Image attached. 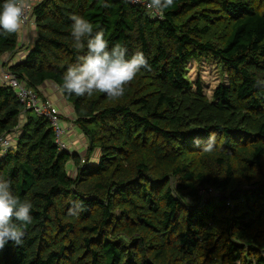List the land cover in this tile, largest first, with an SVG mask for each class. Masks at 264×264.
Here are the masks:
<instances>
[{
	"label": "trees",
	"instance_id": "trees-1",
	"mask_svg": "<svg viewBox=\"0 0 264 264\" xmlns=\"http://www.w3.org/2000/svg\"><path fill=\"white\" fill-rule=\"evenodd\" d=\"M161 12L127 0L35 4L33 47L0 73L41 99L86 51L74 47L73 15L127 58L143 52L150 70L115 100L61 91L88 139L83 154L60 150L49 121L0 83V138L20 131L0 178L33 205L21 245L0 249V264H264V0H174ZM18 41L0 35V57ZM202 60L224 77L212 98L187 77Z\"/></svg>",
	"mask_w": 264,
	"mask_h": 264
},
{
	"label": "clouds",
	"instance_id": "clouds-1",
	"mask_svg": "<svg viewBox=\"0 0 264 264\" xmlns=\"http://www.w3.org/2000/svg\"><path fill=\"white\" fill-rule=\"evenodd\" d=\"M129 3H140L141 0H127ZM174 0H148L147 7L159 14L163 9L172 6ZM105 7L108 5L105 4ZM26 0H3L0 5V35L19 33L25 22ZM71 35L77 50L85 49L77 57L76 63L70 65L63 77L61 91L69 95L91 96L94 92L105 94L110 100L125 95L129 85L141 71L150 70L144 53L135 52L127 58V48L119 43L109 47L102 30L95 31L92 23L82 16L73 15ZM264 84V82H257ZM193 143L200 145L199 138ZM214 148V134L204 144V151ZM32 203L15 195L8 180L0 178V249L9 242L21 245L25 235L24 228L31 223ZM83 211L79 202H73L69 215H78Z\"/></svg>",
	"mask_w": 264,
	"mask_h": 264
},
{
	"label": "built area",
	"instance_id": "built-area-1",
	"mask_svg": "<svg viewBox=\"0 0 264 264\" xmlns=\"http://www.w3.org/2000/svg\"><path fill=\"white\" fill-rule=\"evenodd\" d=\"M36 1L37 0H26L28 7L25 11V22L23 24L24 27H36V18L34 14V6ZM147 3V0H141L140 3L133 4H142L147 6ZM150 11L152 16L159 18L162 17V12L157 14V12L152 9H150ZM0 83L10 86L15 90L18 99L25 107V111L30 110L38 116L47 119L53 128L55 142L59 146V149L69 150L68 144L64 142V136L67 129L65 126H63L61 113L59 109L53 104V102L41 99L38 93L27 86L26 82L22 81L17 74L8 69L2 71L0 75ZM19 133L20 131L17 129L13 134L5 135L0 138V159L3 158L7 150L14 147Z\"/></svg>",
	"mask_w": 264,
	"mask_h": 264
},
{
	"label": "crops",
	"instance_id": "crops-1",
	"mask_svg": "<svg viewBox=\"0 0 264 264\" xmlns=\"http://www.w3.org/2000/svg\"><path fill=\"white\" fill-rule=\"evenodd\" d=\"M41 0H37L38 3ZM37 38V27H22L19 32L18 48L13 54H5L0 57V72L5 63L10 61V64H16L21 62L28 52L33 47ZM1 75V73H0ZM44 95L53 102V104L59 109L61 115L66 119L64 125L67 129V134L64 136V141L69 143L71 152H86L88 147L87 137L73 124L74 110L71 104H69L63 97L61 90L54 83H46L42 87ZM98 150H95L94 159L98 158ZM73 163V162H70Z\"/></svg>",
	"mask_w": 264,
	"mask_h": 264
},
{
	"label": "rangeland",
	"instance_id": "rangeland-1",
	"mask_svg": "<svg viewBox=\"0 0 264 264\" xmlns=\"http://www.w3.org/2000/svg\"><path fill=\"white\" fill-rule=\"evenodd\" d=\"M187 77L193 83H196L198 80L201 81L205 93L210 98L213 97L214 89L217 87V85L223 83L224 81L221 68H219L215 60L192 62L188 67Z\"/></svg>",
	"mask_w": 264,
	"mask_h": 264
}]
</instances>
